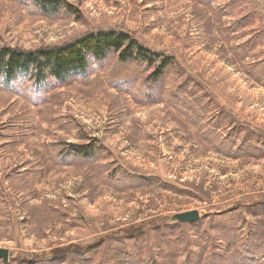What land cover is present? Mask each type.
I'll return each instance as SVG.
<instances>
[{
  "label": "rangeland",
  "instance_id": "374dc122",
  "mask_svg": "<svg viewBox=\"0 0 264 264\" xmlns=\"http://www.w3.org/2000/svg\"><path fill=\"white\" fill-rule=\"evenodd\" d=\"M22 1L0 0V46L31 51L116 30L176 66L148 91L150 73L116 58L63 88L0 87L8 264L92 244L90 260L65 264L263 260L264 85L245 67L264 66V0H65L77 14L51 19ZM71 145L94 153L64 160ZM142 176L157 181L136 183ZM193 211L198 222L172 221ZM129 226L143 231L127 239Z\"/></svg>",
  "mask_w": 264,
  "mask_h": 264
},
{
  "label": "trees",
  "instance_id": "16d2710c",
  "mask_svg": "<svg viewBox=\"0 0 264 264\" xmlns=\"http://www.w3.org/2000/svg\"><path fill=\"white\" fill-rule=\"evenodd\" d=\"M27 7H32L45 18H58L61 14L74 17L77 11L65 0H23ZM239 49L234 51L239 54ZM109 58H116L120 64L142 66L149 76L144 82V89L157 86L176 60L166 52L154 51L126 32L99 30L63 45L43 47L31 51L0 46V87L13 89L17 83L27 84L31 91H46L63 88L75 80L89 76L95 66H102ZM243 58H245L243 56ZM246 75L256 83L264 85V66L252 64L245 67ZM182 88H185L183 84ZM70 150H63L64 160L77 159L79 155L92 157V150L71 145ZM98 147L96 154L101 151ZM249 149L246 148V154ZM60 156V152H59ZM95 156V155H94ZM113 177L115 174L112 175ZM152 177H140L136 183L150 185ZM145 226V225H143ZM129 226L123 229L127 239L133 240L142 233L141 227ZM97 244L89 246L69 245L54 249L49 256L37 258L23 264H65L72 256L79 260H90ZM123 262V261H122ZM128 261L125 262L127 264ZM137 264V263H135ZM138 264H155L153 259H143Z\"/></svg>",
  "mask_w": 264,
  "mask_h": 264
},
{
  "label": "water",
  "instance_id": "95a60500",
  "mask_svg": "<svg viewBox=\"0 0 264 264\" xmlns=\"http://www.w3.org/2000/svg\"><path fill=\"white\" fill-rule=\"evenodd\" d=\"M201 219L198 211L176 214L172 217V221L180 224L195 223ZM10 259V252L8 250L0 249V260L3 264H8Z\"/></svg>",
  "mask_w": 264,
  "mask_h": 264
},
{
  "label": "crops",
  "instance_id": "0c3cea01",
  "mask_svg": "<svg viewBox=\"0 0 264 264\" xmlns=\"http://www.w3.org/2000/svg\"><path fill=\"white\" fill-rule=\"evenodd\" d=\"M192 119H195V118H192ZM225 146V145H224ZM221 148V150L222 151H219V152H223L224 150L222 149L223 148V146L222 147H220ZM230 149H232V151H236V148H233V146H230ZM97 155V154H96ZM59 159H60V156H59ZM143 177V176H142ZM154 180H156L153 176H151ZM140 178V177H139ZM148 178V177H147ZM157 181V180H156ZM180 224V223H179ZM237 248H239V251H240V254H241V256H242V259H245V257H247L248 258V248H246V247H237V246H235L233 249H236L237 250ZM241 248L242 249H244V250H241ZM249 249L250 250H254V249H257L256 247H253V246H249ZM245 250H247V252L245 251ZM251 254H252V256H255L256 255V253H252L251 252ZM246 258V259H247ZM249 259H251V258H249ZM207 261L208 262H205V264H209V261H210V259L208 258L207 259ZM245 261V260H244ZM254 261H256V260H254ZM201 264H203V262L201 263ZM245 264V263H244ZM250 264H252V263H250ZM253 264H264V259L263 260H259V261H256V262H254Z\"/></svg>",
  "mask_w": 264,
  "mask_h": 264
}]
</instances>
